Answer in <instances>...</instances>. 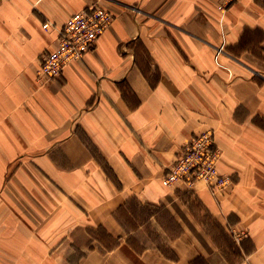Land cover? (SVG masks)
<instances>
[{"label":"crops","instance_id":"crops-1","mask_svg":"<svg viewBox=\"0 0 264 264\" xmlns=\"http://www.w3.org/2000/svg\"><path fill=\"white\" fill-rule=\"evenodd\" d=\"M220 1L0 0V264H264V0ZM96 6L111 27L40 83L63 26ZM208 130L233 186H163ZM188 197L236 261L196 234ZM148 209L179 234L143 232Z\"/></svg>","mask_w":264,"mask_h":264},{"label":"built area","instance_id":"built-area-1","mask_svg":"<svg viewBox=\"0 0 264 264\" xmlns=\"http://www.w3.org/2000/svg\"><path fill=\"white\" fill-rule=\"evenodd\" d=\"M235 1L221 0L220 13L225 14ZM112 23L113 15L100 6L73 15L59 34L56 50L43 57L38 81L48 84L57 80L71 63L84 60ZM221 154L213 130L194 136L163 178V186L184 185L191 191L195 184L203 182L214 192L230 188L233 180L218 169Z\"/></svg>","mask_w":264,"mask_h":264},{"label":"rangeland","instance_id":"rangeland-1","mask_svg":"<svg viewBox=\"0 0 264 264\" xmlns=\"http://www.w3.org/2000/svg\"><path fill=\"white\" fill-rule=\"evenodd\" d=\"M188 202L193 204V207H197L198 210L195 211V215L198 217V219H193L191 223L194 228L196 229V234L200 236V239L211 249L215 248L216 250L222 252L227 258L235 259V253L233 252V242L230 243L229 238H227L220 230V227L218 224L214 221V219L210 218L209 216H206L204 212L201 210V206L194 198L188 197ZM185 203V200L180 201V204ZM179 204V203H178ZM184 209V207L182 206ZM185 210V209H184ZM164 213V214H163ZM181 215H183V211L180 209ZM158 214L156 217L160 220L161 224L157 222L158 226L154 227L149 224H146L145 219L149 215ZM192 215V214H191ZM168 214L166 212H162L160 210H154V209H148L146 211L140 212L139 219L141 224H144L143 226V232L146 234H149L150 236L154 237L153 240L157 239V236L159 235L158 231H161L162 229L167 230V237L172 238L174 235L179 234V231L177 226H174L173 222L170 220V218L167 217ZM165 219V220H164ZM154 222V221H153ZM205 225V226H204ZM171 232V233H170ZM139 239V238H138ZM165 239V238H164ZM141 240V239H140ZM232 241V240H231ZM111 245H113V242H111ZM134 243V242H133ZM109 244V242H108ZM159 246H162L165 244H161L156 242ZM98 246V245H95Z\"/></svg>","mask_w":264,"mask_h":264},{"label":"bare ground","instance_id":"bare-ground-1","mask_svg":"<svg viewBox=\"0 0 264 264\" xmlns=\"http://www.w3.org/2000/svg\"><path fill=\"white\" fill-rule=\"evenodd\" d=\"M64 27V26H63ZM48 85V84H47ZM50 85V84H49Z\"/></svg>","mask_w":264,"mask_h":264}]
</instances>
